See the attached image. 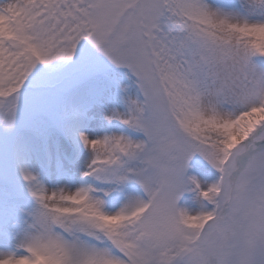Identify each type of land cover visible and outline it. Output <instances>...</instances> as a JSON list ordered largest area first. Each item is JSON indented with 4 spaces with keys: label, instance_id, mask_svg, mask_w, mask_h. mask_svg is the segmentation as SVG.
<instances>
[{
    "label": "snow or ice",
    "instance_id": "6c2138e0",
    "mask_svg": "<svg viewBox=\"0 0 264 264\" xmlns=\"http://www.w3.org/2000/svg\"><path fill=\"white\" fill-rule=\"evenodd\" d=\"M0 264H264V0H0Z\"/></svg>",
    "mask_w": 264,
    "mask_h": 264
}]
</instances>
